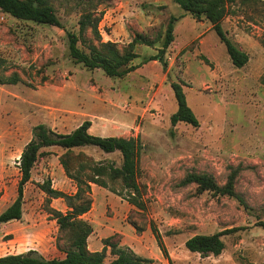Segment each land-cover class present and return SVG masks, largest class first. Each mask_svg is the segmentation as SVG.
Returning <instances> with one entry per match:
<instances>
[{"label": "rangeland", "instance_id": "1", "mask_svg": "<svg viewBox=\"0 0 264 264\" xmlns=\"http://www.w3.org/2000/svg\"><path fill=\"white\" fill-rule=\"evenodd\" d=\"M50 1L63 27L0 10V214L17 196L18 159L33 128L44 123L68 133L91 120L92 134L139 137L144 145L139 160L144 207L130 202L127 190L116 193L93 184V206L86 215L94 226L91 248L97 242L103 248L109 239L154 259L151 264H264V0L238 2L222 23L249 55L243 67L232 62L208 20L185 13L174 0ZM88 9L100 17L103 41L123 47L136 31L160 39L154 46H136V65L158 52L170 16H180L166 54L167 68L152 60L124 78L112 79L102 69L74 63L66 31L77 32L79 18ZM86 35L94 40L90 29ZM14 75L19 81L8 82ZM176 81L200 120L198 127L171 123L178 108L171 87ZM44 150L47 154L25 185L23 218L0 222V256L30 249L45 258L65 256L66 234L60 233L51 211L65 212L68 206L62 198L48 202L39 184L50 179L67 193L77 187L59 161L65 150ZM76 151L117 166L122 163L119 152L96 147ZM233 168H239L236 191L248 208L236 197L199 192L195 183L181 184L187 172L197 171L224 184ZM110 183L121 191L119 180ZM152 227L160 233L170 260ZM230 228L238 230L223 237L220 255L205 256L185 246L196 233ZM112 258L108 254L107 260Z\"/></svg>", "mask_w": 264, "mask_h": 264}, {"label": "trees", "instance_id": "2", "mask_svg": "<svg viewBox=\"0 0 264 264\" xmlns=\"http://www.w3.org/2000/svg\"><path fill=\"white\" fill-rule=\"evenodd\" d=\"M179 7L197 19H205L212 24V28L224 42L232 62L237 67H243L249 60L247 52L242 50L227 34L223 26L225 17L229 14L231 6L238 2L248 3L253 0H174ZM0 10L15 18L29 20L40 24L63 27V23L50 0H0ZM180 16L171 15L166 23L165 33L162 36L161 45L154 55L144 57L141 64L158 60L164 68H167V51L175 40L176 22ZM100 17L95 15L94 9L84 11L79 18V30H67V46L69 56L76 64H81L89 70L102 69L106 76L112 79H120L135 71L141 64H133L138 57L136 46L145 44L154 46L160 39H152L149 35L136 31L132 40L125 46L112 41H103L99 31ZM94 35V40L86 35L88 30ZM160 36V37H161ZM10 83L19 81V76L14 75L9 79ZM4 82V81H3ZM0 81V83H3ZM178 108L171 115V123L177 125L180 122L200 125L198 116L189 105L184 87L180 82H172ZM91 120H85L77 128L68 133L55 131L44 123L37 124L33 128L31 140L24 146L18 159V168L21 174L17 196L15 200L0 214V222L21 220L23 218L25 185L32 178V171L41 156L47 154L44 148L59 146L65 152L59 157L65 174L76 183L75 193H67L55 188L50 179L40 183V188L46 194V200L51 202L54 198H62L66 201L68 210L63 212L52 208L53 219L56 220L60 233L66 234L62 248L63 258H45L35 249L27 252L6 254L0 256V264H151L154 259L138 254L129 246L112 243L105 239L102 250H91L88 239L94 232L93 224L83 217L93 206L92 185L110 189L121 193L124 189L129 193V200L133 204L144 207L141 201L143 188L139 183L141 174L139 160L144 145L139 137H124L117 135L100 136L90 132ZM84 147H96L106 153L119 152L122 163L117 166L113 162L95 160L77 149ZM239 168H233L227 181L220 184L216 178L206 172H187L182 179V185L195 183L199 192L212 191L214 194L236 197L241 204L248 208L243 196L236 191V181ZM119 180L121 191L112 187L110 182ZM264 225V222L261 223ZM159 247L168 257L167 250L160 233L156 227H152ZM238 229L230 228L213 234H197L190 237L185 246L191 252L202 255H220L225 249L224 236ZM108 248L110 251L108 252ZM108 254L113 258L107 260Z\"/></svg>", "mask_w": 264, "mask_h": 264}, {"label": "crops", "instance_id": "3", "mask_svg": "<svg viewBox=\"0 0 264 264\" xmlns=\"http://www.w3.org/2000/svg\"><path fill=\"white\" fill-rule=\"evenodd\" d=\"M55 200H56V198H54ZM53 199V200H54ZM91 211V210H90ZM89 211V212H90ZM89 212H87L86 214H84L83 215V217L85 218V219H87V217H86V215L89 213ZM88 220V219H87ZM93 224V223H92ZM91 236V235H90ZM90 238V237H89ZM88 245H89V248L91 249V250H102V243L101 242H97V243H95V247L94 248H91V244H90V241H89V239H88ZM63 258V257H62Z\"/></svg>", "mask_w": 264, "mask_h": 264}]
</instances>
